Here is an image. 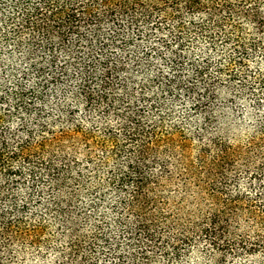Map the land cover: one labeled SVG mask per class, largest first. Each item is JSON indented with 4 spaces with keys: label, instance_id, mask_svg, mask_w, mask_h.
Returning <instances> with one entry per match:
<instances>
[{
    "label": "trees",
    "instance_id": "16d2710c",
    "mask_svg": "<svg viewBox=\"0 0 264 264\" xmlns=\"http://www.w3.org/2000/svg\"><path fill=\"white\" fill-rule=\"evenodd\" d=\"M186 257L264 264V0H0V264Z\"/></svg>",
    "mask_w": 264,
    "mask_h": 264
},
{
    "label": "rangeland",
    "instance_id": "374dc122",
    "mask_svg": "<svg viewBox=\"0 0 264 264\" xmlns=\"http://www.w3.org/2000/svg\"><path fill=\"white\" fill-rule=\"evenodd\" d=\"M251 64H252V62H251ZM188 106H189V104L182 105V106L179 104H176V111H177L176 119L181 120L182 123H180V125L185 127V128L188 127L187 124H185V123H188V113H186V111H185V107H188ZM246 107H247L246 103H244L243 101L241 103L239 102L236 105V109L234 110V113H235V118L238 119V122L240 124L249 125ZM168 121H171V120H168ZM244 137L245 136H241V139H243ZM192 142L196 143V139H193ZM193 155H194V153H193ZM157 264H169V263H166V261L159 259ZM182 264H199V262H197L194 257H191V258L186 257L183 259Z\"/></svg>",
    "mask_w": 264,
    "mask_h": 264
}]
</instances>
